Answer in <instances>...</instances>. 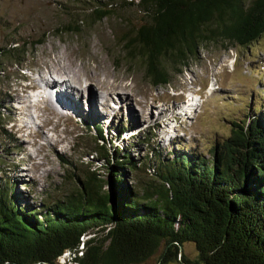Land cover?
Masks as SVG:
<instances>
[{
	"label": "trees",
	"instance_id": "1",
	"mask_svg": "<svg viewBox=\"0 0 264 264\" xmlns=\"http://www.w3.org/2000/svg\"><path fill=\"white\" fill-rule=\"evenodd\" d=\"M85 3H93L85 9L91 12L72 20V33L82 34L83 24L118 9L137 12L122 34L113 32L126 62L155 89L170 86L202 48L230 51L264 36V0ZM18 50L6 53L16 65ZM95 133L94 152L117 169L109 191L91 172L76 195L45 201L40 209L18 195L17 184L0 168L6 177L0 180V264H61L66 255V264H145L154 258L156 264H264L263 100L234 123L209 159L182 149L165 157L152 149L141 164L126 152L109 159L103 129ZM11 139L6 130L0 133L1 144ZM126 170L137 178L132 185ZM189 245L194 259L184 252Z\"/></svg>",
	"mask_w": 264,
	"mask_h": 264
},
{
	"label": "rangeland",
	"instance_id": "2",
	"mask_svg": "<svg viewBox=\"0 0 264 264\" xmlns=\"http://www.w3.org/2000/svg\"><path fill=\"white\" fill-rule=\"evenodd\" d=\"M85 2L0 0V48L5 49L0 55V133L6 130L12 135L0 143V168L17 184L18 195L40 209L45 201L54 204L76 195L80 182L91 172L103 181L104 191L111 190L117 169L94 152L98 128L104 131L109 159L126 152L141 164L140 159L152 155V149L164 157L168 150L182 149L209 159L215 145L231 135L234 123L245 119L262 100L264 105V36L249 47L235 46L230 51L202 48L197 60L170 86L155 89L126 62L113 32L122 34L126 24L136 22L137 12L118 9L110 18L87 27L83 24L82 34L72 33V20L91 12L85 9L93 3ZM15 48L21 56L18 65L17 59L6 55ZM62 76L75 87L91 83L89 88L98 96H119L117 102L124 107L102 123L89 115L73 116L66 108L74 119L59 117L58 112L66 111L38 100L42 87L45 93L49 90L45 80H38L53 78L60 85ZM82 96L87 104V92ZM189 102L193 109L182 110ZM159 112L163 119L157 122ZM123 173L129 185L137 181L133 172ZM4 178L0 174V180ZM184 252L191 259L196 257L194 246L185 247ZM69 257L60 263H68ZM156 263L154 258L145 264Z\"/></svg>",
	"mask_w": 264,
	"mask_h": 264
},
{
	"label": "bare ground",
	"instance_id": "3",
	"mask_svg": "<svg viewBox=\"0 0 264 264\" xmlns=\"http://www.w3.org/2000/svg\"><path fill=\"white\" fill-rule=\"evenodd\" d=\"M90 77V75L88 76ZM40 79H42L43 81H46L45 86L48 87V91L45 93V89L42 87V90L40 91V94L38 96V100L40 102H45L48 100V102H50L49 104L55 106L56 108H58L59 110H62V112L66 113H57L59 117H69L74 119V117H72L71 115H69V113L67 112V110H69L70 112L73 113L74 115H77L78 118L83 117L84 115H89L91 118H94L96 120H100L101 123L108 120L106 118H109L110 113H118L122 107H124V104H120L117 102V96L113 95L112 93H109V95H102V96H98L96 95L95 92H93L91 90V88H89L91 86V83L89 85H86L83 88H79L75 87L74 85H67V83L69 82L68 78L65 76H62V84H57L55 83L52 78V80H46L43 79L41 77H39V82ZM46 87V88H47ZM86 91L87 92V97H88V102L87 104H83L82 99L83 96V92ZM73 92H76L77 94H79L78 96H75V94ZM46 94V95H45ZM76 94V95H77ZM55 96V97H54ZM50 98V100L48 99ZM121 102L123 103L124 98L121 97ZM123 98V99H122ZM110 99L113 100V105H110ZM38 101V102H39ZM39 102V103H40ZM191 102V101H190ZM185 104L183 105L184 107H182V110H192L193 106L190 105L191 103ZM131 108L130 103L128 104ZM127 106V104H126ZM61 107V108H60ZM67 110H66V109ZM104 109L106 110V112L104 114L99 113L100 112H104ZM55 112L56 110L53 109ZM65 110V111H64ZM98 110V111H97ZM146 114L149 115V113L146 112ZM129 116L131 117V119L134 121V123L137 124V120H136V115L135 113L130 110L129 111ZM152 116H153V112H152ZM103 117V118H102ZM163 119V113L159 112V118L158 120H162ZM83 120V119H82ZM93 120V119H92ZM81 121V119H80ZM132 123V122H131Z\"/></svg>",
	"mask_w": 264,
	"mask_h": 264
}]
</instances>
